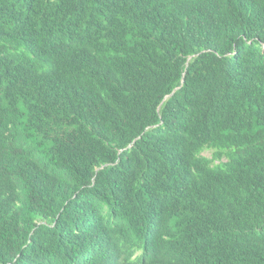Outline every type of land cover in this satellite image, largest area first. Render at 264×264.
I'll use <instances>...</instances> for the list:
<instances>
[{"label": "trees", "instance_id": "16d2710c", "mask_svg": "<svg viewBox=\"0 0 264 264\" xmlns=\"http://www.w3.org/2000/svg\"><path fill=\"white\" fill-rule=\"evenodd\" d=\"M0 264H264V0H0Z\"/></svg>", "mask_w": 264, "mask_h": 264}, {"label": "rangeland", "instance_id": "374dc122", "mask_svg": "<svg viewBox=\"0 0 264 264\" xmlns=\"http://www.w3.org/2000/svg\"><path fill=\"white\" fill-rule=\"evenodd\" d=\"M202 154L205 155V156L211 157L212 150H205Z\"/></svg>", "mask_w": 264, "mask_h": 264}]
</instances>
